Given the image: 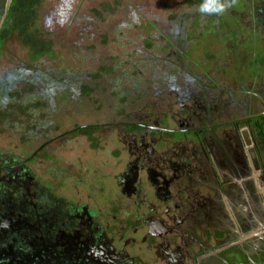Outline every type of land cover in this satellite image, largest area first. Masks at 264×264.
I'll return each instance as SVG.
<instances>
[{
    "label": "flooded vegetation",
    "instance_id": "af4514ba",
    "mask_svg": "<svg viewBox=\"0 0 264 264\" xmlns=\"http://www.w3.org/2000/svg\"><path fill=\"white\" fill-rule=\"evenodd\" d=\"M250 13L262 25L264 0L241 13L246 23ZM204 78L177 93L178 109L106 123L120 137L87 200L39 177L35 157L0 153V264H264V90L243 81L248 99L223 101ZM102 125H82L97 127L83 133L94 147Z\"/></svg>",
    "mask_w": 264,
    "mask_h": 264
},
{
    "label": "rangeland",
    "instance_id": "374dc122",
    "mask_svg": "<svg viewBox=\"0 0 264 264\" xmlns=\"http://www.w3.org/2000/svg\"><path fill=\"white\" fill-rule=\"evenodd\" d=\"M3 1L0 24L11 0ZM251 1L235 0V13L228 7L217 15L199 11L202 0H44L36 26L53 51L32 55L15 32L0 52V81L15 79L13 93L0 90L19 106L8 110L17 119L4 118L0 153L35 157L39 177L66 181L68 198L87 200L98 162L114 160L120 137L106 123L164 114L168 102L178 109L177 93L196 92L204 77L216 79L210 87L223 101L247 100L237 88L244 82L264 90V23L255 25L252 13L246 23L241 14ZM93 123L105 124L98 147L76 130ZM62 168L69 170L60 175ZM70 172L71 180L63 178ZM83 175L90 184L78 186Z\"/></svg>",
    "mask_w": 264,
    "mask_h": 264
},
{
    "label": "trees",
    "instance_id": "16d2710c",
    "mask_svg": "<svg viewBox=\"0 0 264 264\" xmlns=\"http://www.w3.org/2000/svg\"><path fill=\"white\" fill-rule=\"evenodd\" d=\"M44 0H12L8 14L0 28V52L4 46V43L9 39L15 32L22 40L25 47L31 52L32 55L41 56L44 54L51 53L53 51L52 39H46L41 31L36 26L38 19L37 7L42 4ZM9 94L13 93L15 79H5ZM85 88L88 89L86 86ZM15 91L14 93H16ZM13 97L3 96L2 90H0V133L4 132L6 128L4 118L10 117L14 120L17 119L13 116V113H9V108L19 107L17 104H11ZM24 111L22 110V113ZM97 127L94 126H81L79 132H83L92 136L94 130Z\"/></svg>",
    "mask_w": 264,
    "mask_h": 264
},
{
    "label": "clouds",
    "instance_id": "9594fccd",
    "mask_svg": "<svg viewBox=\"0 0 264 264\" xmlns=\"http://www.w3.org/2000/svg\"><path fill=\"white\" fill-rule=\"evenodd\" d=\"M230 7L227 0H202L199 11L207 14H223Z\"/></svg>",
    "mask_w": 264,
    "mask_h": 264
},
{
    "label": "bare ground",
    "instance_id": "6f19581e",
    "mask_svg": "<svg viewBox=\"0 0 264 264\" xmlns=\"http://www.w3.org/2000/svg\"><path fill=\"white\" fill-rule=\"evenodd\" d=\"M12 1V0H11ZM11 1H10V3H11ZM130 1V0H129ZM10 3H9V6H10ZM8 11H9V7H7V13L4 15L5 17H4V19L2 20V22H1V24H0V28H1V26L3 25V22H4V20H5V18H6V16H7V14H8ZM19 36V35H18Z\"/></svg>",
    "mask_w": 264,
    "mask_h": 264
}]
</instances>
